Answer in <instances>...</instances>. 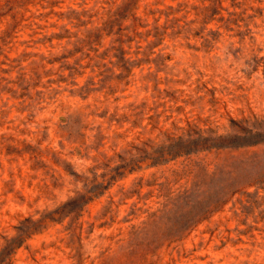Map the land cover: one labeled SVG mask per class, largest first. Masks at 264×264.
Returning a JSON list of instances; mask_svg holds the SVG:
<instances>
[{"label":"rangeland","instance_id":"obj_1","mask_svg":"<svg viewBox=\"0 0 264 264\" xmlns=\"http://www.w3.org/2000/svg\"><path fill=\"white\" fill-rule=\"evenodd\" d=\"M0 264H264V0H0Z\"/></svg>","mask_w":264,"mask_h":264}]
</instances>
